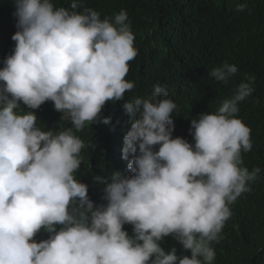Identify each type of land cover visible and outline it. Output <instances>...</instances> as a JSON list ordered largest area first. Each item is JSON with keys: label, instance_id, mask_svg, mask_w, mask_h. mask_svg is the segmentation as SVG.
<instances>
[{"label": "clouds", "instance_id": "1", "mask_svg": "<svg viewBox=\"0 0 264 264\" xmlns=\"http://www.w3.org/2000/svg\"><path fill=\"white\" fill-rule=\"evenodd\" d=\"M80 1L16 0L0 26V264H212L264 168L263 125L238 118L255 76L187 106L159 99L160 85L128 99L138 27ZM188 1L216 18L212 0ZM237 72L225 62L206 76L228 85ZM49 101L71 128L39 125ZM107 103L122 149L99 164L83 138L111 123Z\"/></svg>", "mask_w": 264, "mask_h": 264}, {"label": "trees", "instance_id": "2", "mask_svg": "<svg viewBox=\"0 0 264 264\" xmlns=\"http://www.w3.org/2000/svg\"><path fill=\"white\" fill-rule=\"evenodd\" d=\"M105 1L118 5L107 9L104 0H99L100 11L106 17H114L123 10L132 25L138 27V54L130 61L128 72L137 81L128 99L150 97L155 86L160 85L168 95L159 99L168 98L179 106H187L195 100L198 90L203 98L225 94L239 82L247 83L246 74L254 75V92L243 101L245 105L238 118L243 123L255 120L253 125H263V133L257 129L256 137L264 147V0H212L216 8L214 20L208 12L197 11L188 0ZM80 2L99 7L98 0ZM238 3L247 7L238 11ZM11 5L16 8V0H0V26L7 20ZM225 62L237 66V74L228 85L211 82L206 74ZM109 103L100 115L101 119L110 118L112 124L85 125L87 156L99 164L110 163L109 157L122 149L121 125L117 123L120 117L116 107ZM46 104L39 117L43 129L52 128L59 133L72 127L62 113H57L53 102ZM197 112H191L189 117ZM261 155L264 161V150ZM102 170V166H97L90 172H81L92 181ZM250 185V202L237 207L233 219L223 227L212 264H264V168Z\"/></svg>", "mask_w": 264, "mask_h": 264}]
</instances>
